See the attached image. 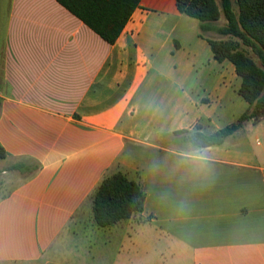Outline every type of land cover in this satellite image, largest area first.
I'll use <instances>...</instances> for the list:
<instances>
[{
    "label": "crops",
    "instance_id": "1",
    "mask_svg": "<svg viewBox=\"0 0 264 264\" xmlns=\"http://www.w3.org/2000/svg\"><path fill=\"white\" fill-rule=\"evenodd\" d=\"M200 25L142 0L111 45L57 0H0V264H135L136 225L175 264H264V118L220 146L181 134L249 107ZM119 171L144 211L99 228L92 196Z\"/></svg>",
    "mask_w": 264,
    "mask_h": 264
},
{
    "label": "trees",
    "instance_id": "2",
    "mask_svg": "<svg viewBox=\"0 0 264 264\" xmlns=\"http://www.w3.org/2000/svg\"><path fill=\"white\" fill-rule=\"evenodd\" d=\"M109 44H115L142 0H57ZM178 10L200 21L201 36L208 39L215 60L230 61L241 78L239 95L249 107L238 121L215 133L184 135L195 148L220 146L243 130L249 121L264 118V0H176ZM226 25L216 26L222 18ZM215 31L222 39L208 35ZM227 37V38H225ZM258 59V62L250 54ZM6 153L0 145V159ZM146 194L141 185L119 171L105 177L93 196V220L99 228H109L144 211Z\"/></svg>",
    "mask_w": 264,
    "mask_h": 264
},
{
    "label": "rangeland",
    "instance_id": "3",
    "mask_svg": "<svg viewBox=\"0 0 264 264\" xmlns=\"http://www.w3.org/2000/svg\"><path fill=\"white\" fill-rule=\"evenodd\" d=\"M225 24H226V20L224 18L220 22H218L217 25L222 27L225 26ZM210 36L213 39L224 38L218 34H210ZM250 54L258 62V59L252 54V52H250ZM0 165H3V161L1 160H0ZM136 229H137L136 238H137V243L140 246V250H137V252L135 253V264H175L176 263V260L171 256V253L168 250L169 246L167 241H161L160 243L153 242L150 239H148L146 235L144 236V234H142L141 237L138 234L139 225H136ZM70 261L74 263H80V262L85 263L84 260L80 258L70 259ZM186 262L188 264H192L191 259H187Z\"/></svg>",
    "mask_w": 264,
    "mask_h": 264
},
{
    "label": "clouds",
    "instance_id": "4",
    "mask_svg": "<svg viewBox=\"0 0 264 264\" xmlns=\"http://www.w3.org/2000/svg\"><path fill=\"white\" fill-rule=\"evenodd\" d=\"M194 160H197V161H206L207 160V157L205 155H202V154H195L193 155L192 157Z\"/></svg>",
    "mask_w": 264,
    "mask_h": 264
}]
</instances>
